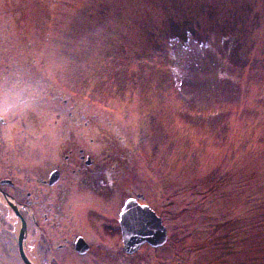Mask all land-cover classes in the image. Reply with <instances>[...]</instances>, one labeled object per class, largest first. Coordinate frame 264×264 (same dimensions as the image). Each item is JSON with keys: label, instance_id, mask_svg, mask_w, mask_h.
I'll use <instances>...</instances> for the list:
<instances>
[{"label": "rangeland", "instance_id": "obj_1", "mask_svg": "<svg viewBox=\"0 0 264 264\" xmlns=\"http://www.w3.org/2000/svg\"><path fill=\"white\" fill-rule=\"evenodd\" d=\"M0 118L22 184L67 133L115 144L117 225L136 199L168 232L130 264H264V0H0Z\"/></svg>", "mask_w": 264, "mask_h": 264}, {"label": "flooded vegetation", "instance_id": "obj_2", "mask_svg": "<svg viewBox=\"0 0 264 264\" xmlns=\"http://www.w3.org/2000/svg\"><path fill=\"white\" fill-rule=\"evenodd\" d=\"M63 141L57 159L45 168H34L26 183L0 174V189L17 206L19 215L27 223L28 235H34V250L42 256V263L66 264L76 256L77 259L90 257L95 264H130L122 239L117 247L116 182L123 169L115 163V144L107 143L111 152L103 154L109 157L100 160L99 149L91 151L84 147L87 140L83 143L67 133ZM88 141L95 144L94 138ZM97 141L102 144L100 139ZM55 173L59 177L53 181ZM7 203L0 198V226L8 224L13 229ZM6 231L0 235V247L6 248L3 237ZM14 248L19 255L17 241ZM7 255L3 258L5 264H10L12 259Z\"/></svg>", "mask_w": 264, "mask_h": 264}, {"label": "water", "instance_id": "obj_3", "mask_svg": "<svg viewBox=\"0 0 264 264\" xmlns=\"http://www.w3.org/2000/svg\"><path fill=\"white\" fill-rule=\"evenodd\" d=\"M0 197H3L8 202L7 206L19 216L17 206L8 201V196L1 189ZM21 221L20 246L22 257L27 264H32L25 258L23 239L26 234V224L22 219ZM121 225L124 233V243L126 249L130 252H134L145 242H149L153 246H159L166 242V228L162 225L161 219L148 207L141 208L136 206L135 203L130 202L122 216Z\"/></svg>", "mask_w": 264, "mask_h": 264}, {"label": "bare ground", "instance_id": "obj_4", "mask_svg": "<svg viewBox=\"0 0 264 264\" xmlns=\"http://www.w3.org/2000/svg\"><path fill=\"white\" fill-rule=\"evenodd\" d=\"M26 253L30 259V261L33 263V264H39L38 263V260H37V253L35 250L31 251L30 249H26ZM9 262V261H8ZM2 264H5V262H3ZM6 264H9V263H6Z\"/></svg>", "mask_w": 264, "mask_h": 264}]
</instances>
